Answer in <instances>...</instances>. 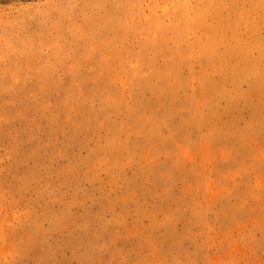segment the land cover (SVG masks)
Masks as SVG:
<instances>
[{"label":"rangeland","instance_id":"obj_1","mask_svg":"<svg viewBox=\"0 0 264 264\" xmlns=\"http://www.w3.org/2000/svg\"><path fill=\"white\" fill-rule=\"evenodd\" d=\"M0 264H264V0H0Z\"/></svg>","mask_w":264,"mask_h":264}]
</instances>
